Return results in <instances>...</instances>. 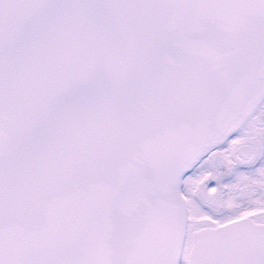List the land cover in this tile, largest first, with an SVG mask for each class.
<instances>
[{
    "label": "snow or ice",
    "instance_id": "snow-or-ice-1",
    "mask_svg": "<svg viewBox=\"0 0 264 264\" xmlns=\"http://www.w3.org/2000/svg\"><path fill=\"white\" fill-rule=\"evenodd\" d=\"M0 264H264V0H0Z\"/></svg>",
    "mask_w": 264,
    "mask_h": 264
}]
</instances>
